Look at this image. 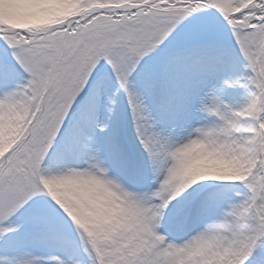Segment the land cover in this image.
<instances>
[{
  "label": "snow or ice",
  "instance_id": "snow-or-ice-1",
  "mask_svg": "<svg viewBox=\"0 0 264 264\" xmlns=\"http://www.w3.org/2000/svg\"><path fill=\"white\" fill-rule=\"evenodd\" d=\"M61 13L0 0V264H264V0H78ZM189 21L181 55L218 82L177 101L150 74L154 114L131 78ZM109 72L135 147L110 132ZM237 87L248 98L234 107ZM88 211L100 218L81 226Z\"/></svg>",
  "mask_w": 264,
  "mask_h": 264
},
{
  "label": "rangeland",
  "instance_id": "rangeland-1",
  "mask_svg": "<svg viewBox=\"0 0 264 264\" xmlns=\"http://www.w3.org/2000/svg\"><path fill=\"white\" fill-rule=\"evenodd\" d=\"M54 3H58L62 6L61 14H71L72 9L76 6L78 0H53ZM26 26V25H19ZM194 24L189 21L188 24L179 28L176 33L161 46L156 52L144 58L139 65L138 71L132 76V82L134 90L142 94L145 103L153 110L154 114H157L158 99L154 97L148 76L150 74L156 75L161 80L167 78L168 80V93L171 97L180 101L189 94H195L197 91H203L213 83L218 81H209L207 85L202 84L199 81V69L192 65L190 58L182 56L181 54L188 47L187 34L193 29ZM175 58V62L173 60ZM244 69L242 64H238L233 75H239L243 73ZM107 80V86L103 90V97H113V112L111 114V127L110 132L115 133L121 137L127 144L135 147L134 139V126L132 123V114L128 107V101L125 94L120 91L116 92L118 85L116 84L114 77L110 72L105 74ZM248 98V90L243 87H237L230 89L225 96V100L234 107L242 105ZM105 101L101 102V118L104 117ZM183 118L186 119H204V117H197L194 113L185 111L182 113ZM209 119H211L209 117ZM225 178V177H220ZM207 183H221L227 184L230 182H214L209 181ZM86 216L92 217L91 220H82L81 226H87L92 224L96 219L100 218L94 212L88 211ZM42 255H50L54 251L41 250Z\"/></svg>",
  "mask_w": 264,
  "mask_h": 264
},
{
  "label": "clouds",
  "instance_id": "clouds-1",
  "mask_svg": "<svg viewBox=\"0 0 264 264\" xmlns=\"http://www.w3.org/2000/svg\"><path fill=\"white\" fill-rule=\"evenodd\" d=\"M106 203L105 194L99 193L96 195L95 204L97 207L102 208Z\"/></svg>",
  "mask_w": 264,
  "mask_h": 264
}]
</instances>
